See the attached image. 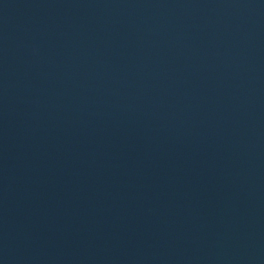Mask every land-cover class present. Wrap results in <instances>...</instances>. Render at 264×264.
<instances>
[{
    "label": "water",
    "instance_id": "95a60500",
    "mask_svg": "<svg viewBox=\"0 0 264 264\" xmlns=\"http://www.w3.org/2000/svg\"><path fill=\"white\" fill-rule=\"evenodd\" d=\"M0 215L18 264H264V0H0Z\"/></svg>",
    "mask_w": 264,
    "mask_h": 264
}]
</instances>
